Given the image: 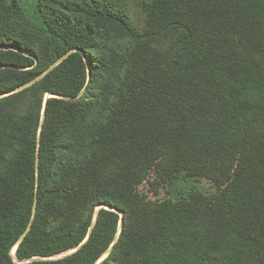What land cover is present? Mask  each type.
<instances>
[{"label": "trees", "instance_id": "16d2710c", "mask_svg": "<svg viewBox=\"0 0 264 264\" xmlns=\"http://www.w3.org/2000/svg\"><path fill=\"white\" fill-rule=\"evenodd\" d=\"M31 1L53 68L0 27V264H264V0H154L166 51L118 0Z\"/></svg>", "mask_w": 264, "mask_h": 264}, {"label": "rangeland", "instance_id": "374dc122", "mask_svg": "<svg viewBox=\"0 0 264 264\" xmlns=\"http://www.w3.org/2000/svg\"><path fill=\"white\" fill-rule=\"evenodd\" d=\"M15 1L21 5L22 10L18 9L15 5ZM121 5L125 8L131 24L139 32L155 31L160 36V41L155 45L156 48L166 51L173 42V37L168 36L164 33L161 28L153 27L148 19V11L146 8L150 6L154 0H118ZM32 1L31 0H2L0 2V27L8 30L15 31L23 36L32 48L37 53V58L40 62L41 67H49L52 63V44L50 36L40 29L31 19L28 14ZM164 29V28H163ZM113 46L116 47L117 55L120 52L123 53L127 49L135 48L133 42L125 38H113ZM119 50V51H118ZM7 96V95H6ZM5 97V96H3ZM3 97H0L3 98ZM9 112L14 117L15 121H20L23 116L33 113H37V106L35 101L30 97H25L22 101L15 104L10 108ZM200 185L206 189L213 188V185L203 180ZM166 194L163 193L162 197ZM69 253L60 254L56 257L51 258H34L35 260H54L62 258ZM13 255L15 253L12 252ZM30 262H21L19 264H25Z\"/></svg>", "mask_w": 264, "mask_h": 264}, {"label": "water", "instance_id": "95a60500", "mask_svg": "<svg viewBox=\"0 0 264 264\" xmlns=\"http://www.w3.org/2000/svg\"><path fill=\"white\" fill-rule=\"evenodd\" d=\"M53 67H51L49 70H51ZM103 207V206H102ZM107 209H111V210H114V211H116L114 208H112V207H108V206H105ZM23 238V237H22ZM17 248V247H16ZM16 248H15V250H16ZM73 252H75V251H72V253ZM32 260H35V259H30V260H27V261H24V262H31Z\"/></svg>", "mask_w": 264, "mask_h": 264}]
</instances>
